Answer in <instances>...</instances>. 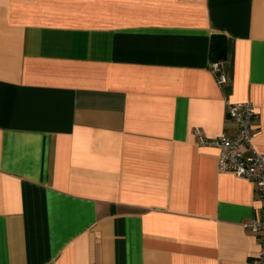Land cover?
Listing matches in <instances>:
<instances>
[{"label":"crops","instance_id":"crops-1","mask_svg":"<svg viewBox=\"0 0 264 264\" xmlns=\"http://www.w3.org/2000/svg\"><path fill=\"white\" fill-rule=\"evenodd\" d=\"M226 101L264 155V0H0V264H256Z\"/></svg>","mask_w":264,"mask_h":264},{"label":"built area","instance_id":"built-area-1","mask_svg":"<svg viewBox=\"0 0 264 264\" xmlns=\"http://www.w3.org/2000/svg\"><path fill=\"white\" fill-rule=\"evenodd\" d=\"M210 69L218 85L224 84L225 78L221 73L220 63L211 62ZM226 114L237 127L235 136L222 134L216 139L207 140L195 131L197 142L201 146L218 149L217 169L220 173L231 174L253 183L263 205V214L260 219L247 220L242 227L253 234H261L264 241V155L257 153L253 145L255 112L249 103L226 101ZM256 264H264V242Z\"/></svg>","mask_w":264,"mask_h":264},{"label":"trees","instance_id":"trees-1","mask_svg":"<svg viewBox=\"0 0 264 264\" xmlns=\"http://www.w3.org/2000/svg\"><path fill=\"white\" fill-rule=\"evenodd\" d=\"M227 57V43L222 36H213L210 40L209 59L210 62H223Z\"/></svg>","mask_w":264,"mask_h":264}]
</instances>
